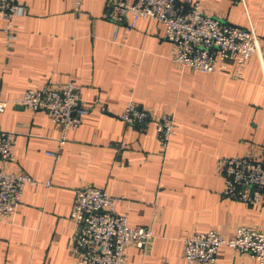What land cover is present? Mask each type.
<instances>
[{"label": "crops", "instance_id": "obj_1", "mask_svg": "<svg viewBox=\"0 0 264 264\" xmlns=\"http://www.w3.org/2000/svg\"><path fill=\"white\" fill-rule=\"evenodd\" d=\"M20 1L25 11L10 31L0 18V100L72 79L89 110L62 145L44 111L11 103L0 112V128L15 134V159L0 160V169L37 182L0 219V264H75L70 211L82 186L118 197L116 211L131 226L152 228L148 246H126L125 264H188L184 239L193 232L230 236L239 224L264 232V197L255 205L223 198L217 171L221 158L264 155V64L257 56L242 64L240 77L191 71L173 63L161 23L116 25L105 18L108 0H83L79 11L72 0ZM200 2L222 22L252 24L264 43V0ZM228 70L235 74L236 64ZM130 101L153 115L173 113L165 149L154 121L132 126L119 118ZM216 264L259 263L222 246Z\"/></svg>", "mask_w": 264, "mask_h": 264}, {"label": "built area", "instance_id": "obj_2", "mask_svg": "<svg viewBox=\"0 0 264 264\" xmlns=\"http://www.w3.org/2000/svg\"><path fill=\"white\" fill-rule=\"evenodd\" d=\"M72 1L75 10L79 11L83 0ZM24 11L20 0H0V18L6 22L5 30L10 31L13 18ZM105 18L127 28L135 27L140 18L158 21L164 29L163 37L174 46L172 61L181 68L240 77L242 64L251 56L256 55L264 64V43L254 26L239 27L205 14L200 0H108ZM231 64L237 66L235 74H229ZM11 103L44 111L60 131L59 145L66 142L69 130L81 125L89 110L80 103V89L72 79L62 84L28 88L21 97L11 101L0 100V112ZM119 118L132 126L154 121L155 133L158 138L160 135L164 138L162 149L172 139L175 120L169 111L153 115L130 101ZM14 140L13 132L0 128V160L4 164L15 159L12 152ZM48 154L54 155L53 152ZM217 171L223 178L227 197L254 205L263 200L264 155L221 158L217 162ZM36 183L23 173L0 169V219L10 218L22 202L25 185ZM118 200V197L94 186L75 190L70 211V219L75 225L70 251L75 264H125L127 245L145 248L152 241L151 227L131 226L127 214L116 211ZM222 246L264 264V234L248 224L237 225L230 236L215 229L193 232L184 239L182 257L188 264H216Z\"/></svg>", "mask_w": 264, "mask_h": 264}, {"label": "rangeland", "instance_id": "obj_3", "mask_svg": "<svg viewBox=\"0 0 264 264\" xmlns=\"http://www.w3.org/2000/svg\"><path fill=\"white\" fill-rule=\"evenodd\" d=\"M201 7H202V6H201ZM105 10H106V9H105ZM213 17H214V16H213ZM157 22H158V21H157ZM253 56H254V55H253ZM255 56H256V55H255ZM251 57H252V56H251ZM191 71H193V70H191ZM148 121H149V120H148ZM148 121H145V123L148 122ZM140 125H142V124H138L137 126H140ZM155 134H156V133H155ZM156 138H157V140H158V142H159V144H160V146H161V143L163 142V139H164V138L162 139L161 135H160V137L158 138L157 134H156ZM159 139H160V140H159ZM161 141H162V142H161ZM167 146H168V145H167ZM167 146H166V147H167ZM248 155H250V156H251V155L255 156L254 154H251V153L248 154ZM221 196H222L223 198L231 199V198H229V197L226 196V194H225V188H224V187L222 188ZM231 200H234V199H231ZM249 204H250V203H249ZM252 205H253V204H252ZM256 229L259 230V231H261V232L264 234V232H263L262 230H260V229H258V228H256Z\"/></svg>", "mask_w": 264, "mask_h": 264}]
</instances>
